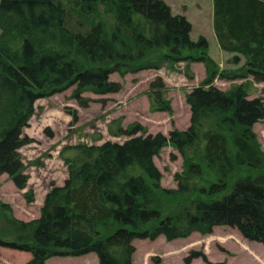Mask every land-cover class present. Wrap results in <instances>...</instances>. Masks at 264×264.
<instances>
[{"label":"trees","instance_id":"1","mask_svg":"<svg viewBox=\"0 0 264 264\" xmlns=\"http://www.w3.org/2000/svg\"><path fill=\"white\" fill-rule=\"evenodd\" d=\"M214 5L220 48L234 54L235 64L244 59L236 69H221L208 53L207 37L192 40V23L164 0H0V174L18 189L28 186L20 148L32 142L24 128L44 110L36 108L38 99L73 87L71 98L88 107L96 100L85 92L122 90L121 82L109 80L111 73L160 69L165 61L204 62L207 73L186 95L187 129L168 136L115 120L110 133L129 136L123 142L64 145L68 178L51 183L38 218L17 219L0 202V246L30 252L25 264L90 253L99 264H134L136 239L162 235L172 241L208 235L217 226L234 227L264 245V151L253 129L264 121V96L252 97L255 83L264 82V0ZM80 12L98 21L80 30L72 18ZM217 78L243 81L223 90ZM168 90L160 76L151 82V111L173 112ZM65 110L73 126L78 111ZM168 145L183 159L175 188L162 186L154 161ZM24 197L32 203L34 190ZM197 257L208 262L203 251L193 250L185 263Z\"/></svg>","mask_w":264,"mask_h":264},{"label":"rangeland","instance_id":"2","mask_svg":"<svg viewBox=\"0 0 264 264\" xmlns=\"http://www.w3.org/2000/svg\"><path fill=\"white\" fill-rule=\"evenodd\" d=\"M175 1L179 3L184 0H173L172 3ZM201 1L205 2V0ZM175 11L179 12L177 9ZM190 12L193 17H199L196 9H191ZM73 14V21L80 24V30H87L98 21L96 16L86 15L87 12ZM213 33L214 30H193L191 38L197 40L202 34L206 35L205 37L210 41L208 53L215 62L218 61L216 63H220L221 69H236L241 66L244 59L239 64H235L231 60L234 54L224 55L226 52L220 48ZM166 50H159L157 53ZM190 70L193 73L192 79L187 75ZM158 76L162 77L169 88L167 96L173 108L172 113L153 112L150 109L151 102L147 92L151 82ZM206 77L204 62L165 61L160 69H145L125 75L119 72L111 73L109 80L121 82L122 90L106 94L85 92L84 96L96 100L88 107L80 106L71 98L73 87L38 99L36 108L42 106L44 110L40 114H35L29 125L24 128V134L32 139V142L20 148L22 159L27 165L28 186L24 190L18 189L8 174H0V202L8 203L17 219L30 221L38 218L51 183L62 185L68 178V167L60 156L62 147L79 142L102 144L107 140L125 141L129 136L117 137L110 133L109 126L115 120H118L124 128L135 122L140 123L146 127L148 133L152 134L162 132L169 136L175 128L187 129L190 125L191 110L186 95L194 87L199 86ZM242 81L243 79L229 81L217 78L214 84L227 90ZM255 86L258 91L252 97L264 96V82L255 83ZM67 106L78 111L79 119L73 126H71L72 116L65 110ZM116 126L117 123L112 125V127ZM253 129L257 134L258 144L264 151V121L256 123ZM34 161L39 163L35 164ZM154 161L163 174L162 186L177 187L175 174L182 171L183 163L178 150L168 145L154 157ZM29 188L35 192V200L30 204L24 197V193ZM134 244L136 246L134 264H186L185 257L193 250L203 251L208 258V262L202 257L194 258L198 262L195 264H264V245L248 240L238 229L229 226H217L213 233L208 235L193 233L188 238L172 241H167L161 235L155 240L136 239ZM30 259L31 253L28 251L0 246V264H25ZM45 264H99V261L95 253H90L83 256H54Z\"/></svg>","mask_w":264,"mask_h":264},{"label":"crops","instance_id":"3","mask_svg":"<svg viewBox=\"0 0 264 264\" xmlns=\"http://www.w3.org/2000/svg\"><path fill=\"white\" fill-rule=\"evenodd\" d=\"M164 1H166L171 6L173 14L184 15L192 23L191 32H193V30H215L214 28V13H215L214 0H205V2L201 0H192L193 2L184 0L179 3L176 1L175 3H172L173 0H164ZM175 9L179 10V12H176ZM191 9H196V11L199 14V17H193V15L190 12ZM213 35L217 39L215 31ZM227 54H230V53L226 52L224 55H227ZM216 62L218 61L216 60ZM195 263H198L196 259H194L191 264H195Z\"/></svg>","mask_w":264,"mask_h":264}]
</instances>
